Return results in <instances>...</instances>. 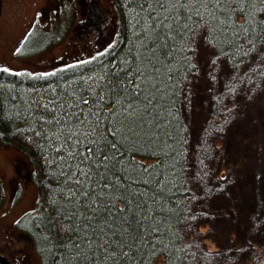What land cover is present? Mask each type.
I'll list each match as a JSON object with an SVG mask.
<instances>
[{"label":"trees","instance_id":"trees-1","mask_svg":"<svg viewBox=\"0 0 264 264\" xmlns=\"http://www.w3.org/2000/svg\"><path fill=\"white\" fill-rule=\"evenodd\" d=\"M110 2L117 22L111 42L102 51L53 71L0 69V140L28 156L37 191L34 207L21 213L13 226L30 235L40 264H140L141 259L144 264H191L181 231L191 192L183 145L189 130L181 97L198 69L194 43L201 37L242 83L260 85L264 81V0H250L247 21L233 16L230 25L235 26L209 29L188 21L187 32L182 25L173 26L172 31L159 26L166 16L171 21L170 12L175 15L171 0ZM161 4L166 7L162 9ZM58 42L54 27L43 29L35 22L15 55H35ZM129 77L140 78L144 90L136 102V114L127 120L118 117L128 137L114 155L124 153V167L110 169L108 179L115 181L112 172L118 173L122 179L117 183L126 190L122 194L116 190L109 200L98 189L103 168L92 169L86 183L83 178H78L79 183L70 180L69 158L57 134L62 129L61 136L66 134L88 115L89 106L82 100L92 102L91 108L100 110L103 120ZM221 109L222 104H215L216 115ZM90 119L95 122L94 116ZM215 139H219L216 147L222 148L223 140ZM67 146L72 148L71 141ZM2 200L0 191V204ZM125 201L127 211L121 214L117 209L125 208ZM209 228L201 223L200 235L213 244ZM230 236L240 240L235 230ZM132 237H139L135 247L123 248L127 257L120 255L121 240L130 244ZM249 243L264 257L256 239ZM0 264L5 263L0 259Z\"/></svg>","mask_w":264,"mask_h":264},{"label":"rangeland","instance_id":"rangeland-1","mask_svg":"<svg viewBox=\"0 0 264 264\" xmlns=\"http://www.w3.org/2000/svg\"><path fill=\"white\" fill-rule=\"evenodd\" d=\"M98 6L105 23L74 35L76 0H0V69L53 71L102 51L113 38L117 17L110 0H98ZM35 22L43 29L54 27L59 42L33 56L15 55ZM194 48L198 69L181 97L189 130L183 143L185 175L191 185L181 228L185 250L191 264H264L249 243L256 239L264 248V81L242 83L201 37ZM215 104H222L221 114H215ZM215 137L223 140L222 148ZM31 171L28 156L0 140V259L6 264H40L30 235L13 226L35 204ZM201 223L210 226L213 244L202 240ZM231 230L239 241L232 240Z\"/></svg>","mask_w":264,"mask_h":264},{"label":"snow or ice","instance_id":"snow-or-ice-1","mask_svg":"<svg viewBox=\"0 0 264 264\" xmlns=\"http://www.w3.org/2000/svg\"><path fill=\"white\" fill-rule=\"evenodd\" d=\"M171 3L175 9V15L171 12L169 13L171 21H169L168 16L164 17L163 20L157 17V20H160L159 26L161 28L167 27L168 31H172L173 26L180 27L182 25L183 31L187 32L190 27L187 23L188 21H194L209 29H212L216 25L222 26V28H229L230 26H235L234 22L230 25V20L233 16H243L245 17V21H247L248 15L251 12V9L248 7L250 0H239V3H233V0H171ZM240 3H243L244 7H239ZM186 6H190L191 10H186ZM165 7L164 4H161L162 9ZM178 17H183V21L178 20ZM236 27H241V30H243V26ZM165 39H168V37L165 36ZM2 71L7 72L8 69L5 68ZM137 77H141V74L137 73ZM143 90L144 86L140 78L133 79L129 77L126 83L120 85V92L116 93L118 99L110 102L112 110L103 113V120L101 119V111L91 108L92 102L81 101L82 104L89 106L88 115L84 116L83 111H81L80 114L84 116L83 119L75 122L66 134L61 136L63 129L61 133L57 134L62 139L60 147L65 148L69 158L70 180H75L79 183L80 180L78 178H83L86 183L90 179L92 169L103 168L104 172L99 173L101 181L98 184L99 192L103 196L111 200L115 197L116 190H120L121 194L126 190L121 188L117 183L122 177L118 173L112 172L116 180L110 181L108 179V172L117 166L124 167L122 163L124 153H121L120 157L114 155L116 151L124 147V142L128 137V133L124 131V123L118 117L123 116L127 120L136 114V102L143 94ZM101 102H104L103 99ZM108 106L106 103L105 107ZM92 116L95 117L94 123L90 119ZM76 124L79 127H76ZM101 124L104 125L103 128L100 127ZM69 141L72 143V148L67 146ZM82 146L83 151L80 150ZM105 149H108V151L106 152ZM57 150L59 151V149ZM73 163L75 164V171H73ZM86 165L87 170L85 169ZM86 195L88 194L86 193ZM128 203V201H125V208L117 209V211L123 214L127 211ZM112 206L114 207V205ZM138 239L139 237H132L130 244L121 240L120 255L127 257V253L123 251V248L127 247L129 251H132ZM121 264H124V262L121 261ZM140 264H144L143 259H141Z\"/></svg>","mask_w":264,"mask_h":264},{"label":"flooded vegetation","instance_id":"flooded-vegetation-1","mask_svg":"<svg viewBox=\"0 0 264 264\" xmlns=\"http://www.w3.org/2000/svg\"><path fill=\"white\" fill-rule=\"evenodd\" d=\"M80 11L72 25L73 34L80 31L90 32L97 30L105 23V16L98 6V0H76ZM89 23V25H86Z\"/></svg>","mask_w":264,"mask_h":264}]
</instances>
